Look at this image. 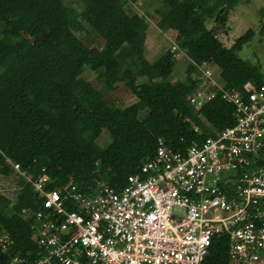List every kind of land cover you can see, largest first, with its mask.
I'll list each match as a JSON object with an SVG mask.
<instances>
[{"label": "trees", "instance_id": "1", "mask_svg": "<svg viewBox=\"0 0 264 264\" xmlns=\"http://www.w3.org/2000/svg\"><path fill=\"white\" fill-rule=\"evenodd\" d=\"M138 1L0 0V176L14 186L12 197L0 191V237L12 240L6 250L0 242V264L15 255L32 264L42 250L22 212L33 213L42 199L11 161L33 177L45 168L49 188L73 181L84 191L98 184L120 190L155 155L159 137L185 152L236 122L221 92L200 109L190 103L196 64L217 67L227 88L264 83V68L239 54L255 30L230 46L220 37L237 4L250 0H151L157 5L144 15L128 7ZM147 17L176 32L175 48L151 59ZM258 32L264 40V23ZM181 52L187 66L173 80ZM104 132L111 137L105 146ZM229 245L228 233L216 234L201 264H228Z\"/></svg>", "mask_w": 264, "mask_h": 264}, {"label": "built area", "instance_id": "2", "mask_svg": "<svg viewBox=\"0 0 264 264\" xmlns=\"http://www.w3.org/2000/svg\"><path fill=\"white\" fill-rule=\"evenodd\" d=\"M196 66L190 103L200 109L221 92L236 122L185 152L159 137L155 155L120 190L84 191L73 181L49 188L45 168L33 177L11 161L42 199L22 211L42 248L32 264H201L224 232L228 264H264V83L227 88L212 64ZM0 242L6 250L12 240L5 233ZM26 262L15 255L5 264Z\"/></svg>", "mask_w": 264, "mask_h": 264}, {"label": "rangeland", "instance_id": "3", "mask_svg": "<svg viewBox=\"0 0 264 264\" xmlns=\"http://www.w3.org/2000/svg\"><path fill=\"white\" fill-rule=\"evenodd\" d=\"M150 1L151 0H139L136 4H128V7L131 11L139 12L144 15L146 7L152 10L157 5ZM146 19L149 22V28L145 45V54L147 58L151 59L161 54L165 49L174 46L176 32L173 30L163 32L157 27L155 18L147 17ZM228 23L229 26L227 30L220 34L226 46H230L235 41L236 37L242 35L247 29L253 28L255 30L254 37L239 51V54L241 57L257 63L264 68V40L260 39V34L258 32L264 23V0L239 2L231 12ZM208 25H212V22L209 21ZM187 61L188 57L186 54L182 52L178 54L172 74L173 80L184 76ZM214 69L217 71V67L214 66ZM87 75L91 76L90 73H87ZM135 99L136 98L129 99L127 103H132ZM110 140L111 137L108 132H104V134L99 137V142L104 146L109 143ZM0 191L6 193L10 197L14 194L12 182L2 176H0Z\"/></svg>", "mask_w": 264, "mask_h": 264}]
</instances>
